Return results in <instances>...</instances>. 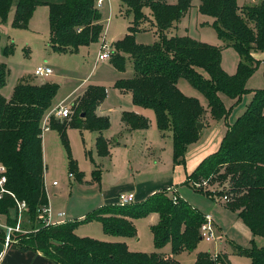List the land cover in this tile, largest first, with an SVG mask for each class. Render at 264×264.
<instances>
[{
	"label": "trees",
	"instance_id": "obj_1",
	"mask_svg": "<svg viewBox=\"0 0 264 264\" xmlns=\"http://www.w3.org/2000/svg\"><path fill=\"white\" fill-rule=\"evenodd\" d=\"M121 1L127 6V13L133 14V20L126 35L113 43L110 61L117 70L125 71L127 59L131 58L134 74L118 79L114 86L131 92L136 104L155 111L159 130L172 132L173 161L184 163L189 145L201 136L198 122H203L205 111L197 97L181 91L178 81L185 78L204 94L214 119H226L234 105L250 91L247 81L260 63L253 52L264 50V0L245 6H239L237 0H199V12L214 19L211 26L225 46L239 53L240 60L233 74L222 66L221 47L189 35H168L194 6L192 0ZM40 5L49 7L50 45L54 51L77 52L81 46L99 41L104 26L96 0H0V19L7 21L14 7L12 26L27 29ZM146 7L152 10L159 38L144 45L135 37L142 22L148 19L144 13ZM12 49L7 46L4 54L11 53ZM7 76L8 69L1 64L0 162L6 167L7 180L3 185L5 191L1 192L0 186V216L15 226L18 222L16 201L24 200L28 209L22 214L20 226L23 230L30 229L27 233L14 232L10 244L40 250L58 264H181L174 255L197 248L202 240L200 226L204 214L177 194L173 195L175 198L170 196L167 189L128 205H103L82 220L45 225L39 218L40 207L49 202L44 181L41 121L52 106L59 84L21 81L7 99L1 93ZM221 93L234 100L232 105L226 106ZM106 95L103 86L90 85L78 104H73L76 110L70 121H51V128L59 132L69 151L67 130L76 127L99 132L98 154L110 153L103 131L110 128L111 121L96 112ZM122 121L130 130L149 127L148 119L134 111H124ZM70 167L81 180L83 173L78 171L72 157ZM98 173L99 170H94V174ZM204 181L206 185L196 186ZM185 183L207 196L211 193L208 189L227 194L226 207L237 212L254 234L264 237V89L254 91L244 112L228 124L219 149L202 160ZM153 212L159 214V221L151 226L155 247L161 249L170 244V253L132 251L125 241H103L81 237L75 232L79 224L98 220L107 234L133 237L137 230L132 219L147 217ZM5 234L0 226L3 241ZM234 249L238 254L249 256L252 264H264V246L234 244ZM219 261L231 264L225 255L214 257L208 251H200L196 264H218Z\"/></svg>",
	"mask_w": 264,
	"mask_h": 264
},
{
	"label": "rangeland",
	"instance_id": "obj_2",
	"mask_svg": "<svg viewBox=\"0 0 264 264\" xmlns=\"http://www.w3.org/2000/svg\"><path fill=\"white\" fill-rule=\"evenodd\" d=\"M260 1L262 0H237V3L238 5L245 6L256 5ZM192 3L194 6L179 21L178 28L176 29L177 33L169 30L168 34L189 35L196 40L221 47L223 68L229 74L235 73L240 60L238 51L233 47H226L224 40L218 36L216 30L211 25H202V22L210 17L201 14L197 10V5L200 3L199 0H192ZM99 8L105 18L104 29L107 30L106 40L110 44H113V41L123 38L129 31L133 14L127 13V6L122 4L121 0H105ZM13 10L14 7L7 21L2 22L0 19V65L5 64L8 69L7 84L2 90L5 97L11 98L15 86L22 78L31 76L32 78L28 82L44 83L49 82L45 81L46 79H53L59 84V90L54 99L56 103L66 98L67 94L74 87L82 83L84 87L88 85L103 86L107 92L108 105L119 106L123 104L129 107L132 104L138 105L129 96H118L120 94H118L114 86L116 79L133 76L134 70L131 58L127 59L125 71L120 73L110 59L97 61V53L100 50L101 44L99 42L83 46L77 52H56L50 45L49 9L47 6L40 5L38 7L33 16V24L27 29L12 26ZM144 13L148 19L142 22V24L144 23L143 27L136 33L135 38L138 43L147 45L157 41L159 35L153 26L151 8L146 7ZM7 46H12L13 49L11 53L6 55L4 54V50ZM259 56L260 59L257 58L260 60L259 66L247 81V87L250 91L236 105L237 107L233 113L231 111V117H228L231 123L235 122L238 116L244 112L254 95V91L264 89V57H262V54H259ZM40 64L51 66L54 73L43 78L35 76V69ZM201 71L205 76H208L205 71ZM178 87L183 93L187 92L191 94L185 93L186 95L197 97L200 100L204 107V117L206 115V119L207 116L209 118L212 117L208 100L201 91L192 86L185 78L179 79ZM84 94L76 98L73 103L77 102L78 104V101ZM220 95L222 98H226L225 104L229 106L227 99L231 98L222 93ZM69 96L70 98L66 101V104L71 105L70 116L66 118L53 117L51 121L63 122L70 121L73 118L74 111L76 110L72 105L74 97L72 94ZM137 107L139 114L149 121V127L146 131L134 132L132 134H118L119 116L116 119V117H113L116 113H111L112 115L109 117L111 121L110 127L113 124L112 129L114 136L116 135L115 139L121 142V146L117 145V143L109 142L110 158L103 159L98 156L93 144L94 137L90 132L83 135V132L81 133L79 128L69 127L67 130L69 151L56 129L49 128L43 131V137L47 144L44 157L46 169L45 186L53 214L55 215L58 211H64L67 216L63 218H68L77 216L80 212L89 213L101 204L102 200H106L105 196L107 193L115 195L118 192L117 188L121 185L123 188L128 186L127 188L130 189L129 184L135 181L138 182L139 186L136 189L138 192L140 191L137 194L138 196L141 195V192H145L148 187L149 190L153 186L155 188L157 186L164 188V184L168 182L170 176L175 175V183L179 184L178 189L182 194L181 196L185 197V200L191 205L198 206L197 208L202 210L203 213L211 214L222 227L221 232L217 234L215 239L211 241L202 239L196 249L193 251H182L176 254V259L181 264H196L197 254L200 251H208L214 257L225 255L231 264H252L249 256L238 254L235 251L234 244L243 247L261 248L264 246V237L254 234L242 218L226 207V201L222 200V195L217 189L215 193L208 189L211 192L209 193L210 196L211 194L212 196L215 194L214 198H212L202 192L196 191L185 183L187 173L189 174L192 170L187 161L185 164L173 161L172 132L170 130L165 131V133L160 132L161 130H159L157 125L156 113L152 108L141 105ZM50 109L51 107L47 109L45 114ZM113 119L114 121L112 122ZM227 122L223 120L221 124L226 127L228 126ZM225 133L222 136L221 142ZM124 144H127V146L124 147ZM151 145L152 147L154 146V149L150 147ZM92 150L93 154L91 155ZM71 157L76 161L78 171L83 173L84 184L77 180L76 172H72L71 170ZM129 158L132 160L131 164L133 167L131 172L134 173L133 177L129 176V170H124V164ZM101 162L104 165H101ZM97 167L98 169L100 168L98 178L94 174V169ZM108 169L110 170L108 171ZM70 172L73 175L70 176ZM54 181L58 184L54 185ZM205 189L207 190V187ZM136 190L135 192H137ZM137 196L134 198V202L138 200L136 199L138 198ZM107 200L113 203L115 197ZM1 217L2 221L6 222L5 216ZM22 220L25 223V217ZM72 220L82 219L74 218L69 221ZM134 224L137 230V237L133 242L129 240L131 242L130 247L141 248L142 250L139 251L146 253L156 251L157 248L155 247L151 230L153 224L150 218H137ZM21 229L24 231L23 233L30 231L28 228H24L25 230H23V227H21ZM75 232L81 237H91L103 241H110L112 239L111 236L105 233L102 223L98 220L81 223ZM162 250L169 252L171 245H165ZM218 264L226 263L219 261Z\"/></svg>",
	"mask_w": 264,
	"mask_h": 264
},
{
	"label": "crops",
	"instance_id": "obj_3",
	"mask_svg": "<svg viewBox=\"0 0 264 264\" xmlns=\"http://www.w3.org/2000/svg\"><path fill=\"white\" fill-rule=\"evenodd\" d=\"M97 1V0H96ZM105 1V0H104ZM104 1H103V3H104ZM170 2H172V3H174V2H176V0H169ZM103 3H102V5H103ZM96 5H97V3H96ZM44 6H47V5H44ZM98 6V5H97ZM99 6H101V5H99ZM98 6V7H99ZM239 6H241V5H239ZM38 7H40V6H38ZM38 7L35 9V11L38 9ZM48 7V6H47ZM198 7H199V5H197V10H198ZM48 9H49V7H48ZM100 9V8H99ZM190 10V9H189ZM14 11V10H13ZM35 11H34V14H35ZM101 11V10H100ZM199 11V10H198ZM48 12H49V10H48ZM102 13V12H101ZM34 14H33V16H34ZM202 14V13H201ZM186 15V14H185ZM184 15V16H185ZM13 16H14V14H13ZM33 16H32V18H31V20H30V23H29V28L32 26V24H33ZM183 16V17H184ZM104 17H103V14H102V19H101V23L103 24V26H104ZM13 20V19H12ZM213 18L212 17H210V18H208V19H206V20H204L203 22H202V25L203 26H205L206 24H208V25H211L212 24V22H213ZM147 21V20H146ZM178 23L179 22H177L176 24H175V26L173 27V28H171L170 30L173 32V33H175L176 32V29L178 28ZM144 24V23H143ZM143 24L141 25V28L143 27ZM50 25V24H49ZM154 26V25H153ZM154 28H155V30H156V27L154 26ZM157 32V31H156ZM169 32V31H168ZM177 33V32H176ZM50 34V33H49ZM158 34V33H157ZM106 35H107V30H105V29H103V32H102V34H101V36H105L106 37ZM125 35V34H124ZM168 35H176V34H168ZM101 38V37H100ZM107 38V37H106ZM159 38V37H158ZM121 39V38H120ZM158 40V39H157ZM115 41H117V40H115ZM115 41H113V43L115 42ZM100 43V39H99V41H97V42H93V43ZM92 43V44H93ZM113 45V44H112ZM81 47H83V46H81ZM80 47V48H81ZM79 48V49H80ZM99 53V52H98ZM98 53H97V57H98ZM253 54H254V56H256V58H259L260 59V56H259V54H262V57H264V51H255V52H253ZM239 59H240V57H239ZM108 60V59H107ZM97 61H98V59H97ZM102 61H106V60H102ZM239 63V62H238ZM238 66V65H237ZM119 71V70H118ZM120 73H122V72H124V71H119ZM53 73H54V71H53ZM32 77L31 76H26V77H23L22 78V80L21 81H28V80H30ZM123 78V77H122ZM118 79H120V78H118ZM118 79H116L115 80V82L118 80ZM20 81V82H21ZM45 81H49V82H56L55 80H53V79H46ZM115 82H114V84H115ZM179 82V81H178ZM57 83V82H56ZM89 86V85H88ZM88 86H86V87H84V85L81 83V84H79V85H77L76 87H74L73 88V90L69 93V94H67V97H68V95H70V94H72L73 95V100H72V105L74 104L73 102L75 101V99L76 98H78L79 96H81L82 94H84V92L87 90V88H88ZM84 87V88H83ZM116 88V87H115ZM4 89V87L1 89V93H2V90ZM117 89V92H118V94H120V95H118V96H120V97H124V96H129L130 98H132V93L131 92H126V91H123V90H120L119 88H116ZM186 94H188L187 92H185ZM3 94V93H2ZM188 95H191V94H188ZM245 95V94H244ZM244 95H243V97H244ZM5 96V95H4ZM7 97V96H6ZM56 97V96H55ZM64 98V99H62L61 101H67L69 98H70V96L68 97V98ZM243 97H242V99H243ZM7 99H10V98H8L7 97ZM55 99V98H54ZM54 99H53V103H52V106H51V109H53L56 105H58L61 101H59V102H54ZM223 99V101L224 102H226V98H222ZM227 101H228V103H229V106L230 105H232V103L234 102V100L233 99H227ZM232 102V103H231ZM67 103V102H66ZM236 105H238V104H236ZM236 105H234V107H233V109H232V113H233V111L236 109ZM138 105H135V104H132L130 107L129 106H125V105H123V104H120L119 106H111V105H108L107 104V98L106 99H104L99 105H98V107H97V109H96V112H97V114L98 115H100V116H107V117H111V113H116V114H114L113 115V117H116V119H117V117L119 116V133L118 134H120V135H122L123 133H128V134H132V133H134V132H140V131H146L147 130V128L146 129H135V130H130L129 128H128V126L126 125V124H124V122L122 121V113L124 112V111H130V110H132V111H134V112H136V113H138L139 114V111H138V107H137ZM228 106V107H229ZM50 109V110H51ZM209 110H211L210 109V107H209ZM237 111V110H236ZM119 114V115H118ZM143 114V113H142ZM207 115H208V113H207ZM230 115H231V113H230ZM229 115V116H230ZM212 116V115H211ZM228 116V117H229ZM240 116V115H239ZM238 116V117H239ZM228 117L226 118V119H220V120H217V119H214L213 117H211V118H209L208 116H207V119H206V115H205V117H204V120H203V128H202V133H201V136H200V138L198 139V141H196V142H194V143H192V144H190L189 145V147H188V149H187V152H186V156H185V162L187 161L188 163H189V167H190V169L192 170V172H194L195 171V169L198 167V165L201 163V161L202 160H204L206 157H208L209 155H211V154H213L214 152H216L218 149H219V147H220V143H221V139H222V136H223V134L225 133V131L227 130V128H228V126H223L222 124H221V122L223 121V120H226V121H228L227 122V124H232L231 122H229V120H228ZM231 117V116H230ZM114 121V119L112 120V122ZM51 128V127H50ZM113 124H112V126L110 127V128H108L107 130H105V131H103V135H104V137L108 140V143L109 142H112V143H117V145H119V146H121L120 145V141H117L116 139H115V137H116V135L114 136V131H113ZM52 129V128H51ZM80 130V132L82 133L83 132V135H85V134H87V132H90V134H92V136L94 137V140H93V144H94V148H95V150H96V152H97V147H96V140H97V137L99 136V132H97V131H91V130H88V129H79ZM44 131V130H43ZM161 133H165V132H162V131H160ZM167 132V131H166ZM117 134V135H118ZM92 140V139H91ZM92 143V142H91ZM111 144V143H110ZM42 145H43V156L45 157V151H46V146H47V144H46V142H45V140H44V137H43V133H42ZM124 147H126L127 146V144H124L123 145ZM150 147H152V145L150 146ZM149 147V148H150ZM152 149H154V146L152 147ZM109 151H110V148H109ZM93 154V150L91 151V155ZM97 154H98V152H97ZM110 155H111V153H109L107 156H100L99 154H98V156L100 157V158H103V159H106V158H110ZM185 162L183 163V164H185ZM44 163H45V159H44ZM132 160L129 158L126 162H125V164H124V170H129L130 171V173H129V176H134V173H132L131 171H132ZM101 165H104L102 162L100 163ZM126 165V166H125ZM112 167V166H111ZM110 167V168H111ZM114 167H116V165H114ZM46 170V169H45ZM94 170H99V172H100V168L98 169V167L96 168V169H94ZM110 169H108V171H109ZM175 170H176V168H175ZM107 171V172H108ZM192 172H190L189 174H191ZM188 173H187V178H188V175H189ZM45 175H46V171H45ZM45 175H44V181H45ZM70 176L71 175H73V173H71L70 172V174H69ZM98 176H99V173L98 174H96V178H98ZM186 178V179H187ZM77 180L79 181V182H81L82 184H84V180H83V178L80 180V179H78L77 178ZM117 181H118V179H116ZM176 182V179H175V175L174 176H170V178H169V180H168V182H166V184H164L165 185V187L164 188H160V186L158 187H156L155 188V186H151L152 188H150V190H149V187H148V189L145 191V192H141V195H138L137 196V194L140 192H138V190H136L137 188H138V186H139V183L138 182H133V183H131V184H129V187H130V189L129 188H127L128 186H126L125 188H123V186L121 185V186H119V188H117L118 189V192L115 194V195H112L111 193L109 194V193H107L106 194V196H105V199L106 200H102V202H101V204H99L98 206H96V208H98V207H101V206H103V205H108V204H111L110 202H109V200H107V199H110V198H112V197H115V200H113L114 202L113 203H116V204H118L117 202H119V200H118V195L120 194V193H122V192H133L134 193V195H135V197L137 196L138 198H136V199H138V200H136V201H143V200H145L147 197H149L150 195H152L153 193H155V192H157V191H160V190H164V189H167L169 192V194H171L170 196H173V195H178V196H180V197H182L181 195V193H180V190L178 189V186H179V184H176L175 183ZM46 184V183H45ZM58 184V183H57ZM57 184H54V185H57ZM45 188H46V186H45ZM135 190L137 191V192H135ZM173 191V193H171ZM47 192V191H46ZM175 192V193H174ZM48 195V194H47ZM110 197V198H109ZM183 199H185V197H182ZM48 200H49V196H48ZM135 201V202H136ZM112 203V204H113ZM48 204H49V202H48ZM193 206V205H192ZM193 207H195L196 209H198L197 207L198 206H193ZM95 208V209H96ZM229 209V208H228ZM94 210V209H93ZM199 211H201L202 213H203V211L202 210H200V209H198ZM232 211V210H231ZM59 212H64V211H58V213ZM234 214H236L237 216H238V213L237 212H234V211H232ZM58 213H56L55 215H54V217L56 218V219H61V222H64V221H69V220H71V219H74V218H76V219H84L85 218V216L88 214L87 212H80V213H78L77 214V216H73V217H68V218H63V217H65V216H67V214H66V212H64L65 214H64V216H62V217H57L58 215ZM203 214H205V213H203ZM213 217V216H212ZM2 218V217H1ZM144 218H147V219H149L150 218V221H151V223L154 225V224H156L158 221H159V214L158 213H156V212H153V213H151V214H149L147 217H144ZM213 219H214V222H215V225H216V236H217V234L218 233H220L221 232V229H222V227H221V225L215 220V218L213 217ZM133 220V222L135 223V220H137V218L136 219H132ZM73 221V220H72ZM80 225V224H79ZM78 225V226H79ZM77 226V227H78ZM76 230H77V228H76ZM75 230V231H76ZM109 236H111L112 237V239H110V241H125L127 244H128V247H129V249L130 250H132V251H139V250H142L141 248H138V247H136V248H132V247H130V245H131V242H129V240H132V242L134 241V239L136 240V237H137V235L136 236H133V237H124V236H114V235H110V234H108ZM198 247V246H197ZM157 250H159V251H162V252H165V253H170V251L168 252V251H166V250H162V248L161 249H157ZM174 257L176 258V255H174ZM0 264H58V263H56V262H54L53 260H51V259H49V258H47L43 253H42V251H40V250H34V249H32V248H23V247H21V246H19V245H17L16 243H14V244H10V243H6V241H3V240H1L0 239Z\"/></svg>",
	"mask_w": 264,
	"mask_h": 264
},
{
	"label": "built area",
	"instance_id": "obj_4",
	"mask_svg": "<svg viewBox=\"0 0 264 264\" xmlns=\"http://www.w3.org/2000/svg\"><path fill=\"white\" fill-rule=\"evenodd\" d=\"M104 0H97L96 3L97 5H102ZM100 50L98 53V61L102 60H107L110 59L111 54L113 52V45L110 44L105 36H101L100 38ZM35 76L39 78L47 77L49 75L53 74V68L49 65L46 64H40L36 67ZM71 114V105H67L66 102L63 100L61 101L58 105H56L53 109L48 110V112L43 116L42 119V129L47 130L49 129L50 126V121L53 117H60V118H66L69 117ZM6 170V167L3 163L0 162V186L1 192L5 191L3 188L4 183L6 182L7 178L6 175L4 174ZM54 184H57L56 181H54ZM207 184V181H204L203 183H196L197 187H202ZM215 193L216 191L213 190ZM215 195V194H214ZM174 197V196H173ZM135 195L133 192H122L119 194L118 197V204L120 205H128L134 202ZM175 198V197H174ZM222 200L224 201H229V196L227 194L222 195ZM17 210H18V222L15 226L9 225L6 222L2 221V218L0 216V226L3 227L6 231L5 234V241L6 243H10L13 241V233L16 231H21V218L22 214L24 211L28 209L26 201L22 200L19 201L17 200ZM64 212H59L57 217H62L64 216ZM39 218L42 219V221L45 223V225H55L61 222V219H55L52 209L49 204H44L42 207L39 209ZM200 233L202 239L206 241H211L215 239L216 237V225L214 222V219L211 214H204V221L202 222L200 226Z\"/></svg>",
	"mask_w": 264,
	"mask_h": 264
},
{
	"label": "water",
	"instance_id": "obj_5",
	"mask_svg": "<svg viewBox=\"0 0 264 264\" xmlns=\"http://www.w3.org/2000/svg\"><path fill=\"white\" fill-rule=\"evenodd\" d=\"M198 126H199V129L202 130V128H203V123H202V122H198Z\"/></svg>",
	"mask_w": 264,
	"mask_h": 264
}]
</instances>
